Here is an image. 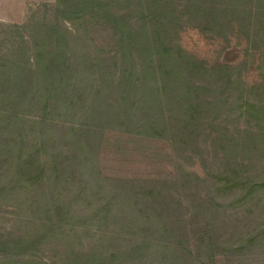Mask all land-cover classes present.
Listing matches in <instances>:
<instances>
[{
  "label": "rangeland",
  "instance_id": "rangeland-1",
  "mask_svg": "<svg viewBox=\"0 0 264 264\" xmlns=\"http://www.w3.org/2000/svg\"><path fill=\"white\" fill-rule=\"evenodd\" d=\"M56 48L67 96L0 113V264H264V0H0L9 85Z\"/></svg>",
  "mask_w": 264,
  "mask_h": 264
},
{
  "label": "trees",
  "instance_id": "trees-1",
  "mask_svg": "<svg viewBox=\"0 0 264 264\" xmlns=\"http://www.w3.org/2000/svg\"><path fill=\"white\" fill-rule=\"evenodd\" d=\"M190 9H193V12H197V13H201L202 7L194 4L190 6ZM84 11V9H80L79 11H77V14H80V12ZM226 12L231 13L232 15L235 14V10L230 11L227 10ZM224 12V13H226ZM242 12H244L247 15H250V10L249 9H243ZM222 13V12H221ZM58 41L59 43H61V38L58 37ZM62 46V45H61ZM147 49L149 50V48L147 47ZM56 51L51 53L50 52V58L48 59L47 65H48V70L45 72L46 73V78L44 81H39V83H37L36 85H34L32 83V80L29 81H23L22 84H13L9 85L8 82V77L9 75H11L10 73V67H8L7 65H4L2 63V61L0 60V102L2 101L3 103V107L0 110V113H4L5 116H8L9 118L11 117H30L32 114V111L30 110V106L28 105L27 102H30L32 105H36V108H42L44 109L43 105L44 102L43 100H47L50 99L51 97H65L67 96L66 94V89L64 86H61V84L63 83L64 85H66L64 83V79L70 77V75L72 76L74 72H72L70 69L68 70V67L65 66L64 61H65V51L61 48H56ZM17 70V68H16ZM19 73H22L21 71H18ZM176 70H172L171 72H169V78H174V74H175ZM138 77L140 78L141 75L139 74ZM49 81H51V85L49 90L44 91V88ZM135 83L133 85V89L136 90L135 92H139L140 89L136 86V79L134 78L133 80ZM138 82V81H137ZM141 85V83H139ZM45 92V93H44ZM150 93L153 94V96L146 95L144 98V104L146 106H150L154 101L157 100V97H160L161 92L155 88V89H151L149 90ZM165 92V89L162 91V93ZM47 102V101H46ZM35 108V109H36ZM65 108V107H64ZM114 110H111L110 112H108L106 115V117H109V119L117 120V115H113L114 114ZM160 122V120H156L153 123H150L152 125H158ZM40 123L42 124V120L40 121ZM163 121H161L160 124H162ZM45 128V127H44ZM149 128H153L152 126H149ZM256 185H264V183H253L250 185L249 189H251V187L256 186ZM52 212L49 208L48 210H46V213H50ZM56 214H58V216H63L64 213L62 212H57ZM57 216V215H56ZM58 218V217H57ZM52 224H45L44 229H46L48 227L51 228L53 225V222H51ZM55 223H59L55 222ZM156 226L158 227V231L159 232H163L165 233V226L166 224H162L163 226L159 229L160 225L159 222L155 223ZM43 229V230H44ZM43 233H38V234H33L30 242H26V246H23L22 249H24L25 251L31 250L33 247H35V245L39 242L40 239L43 238ZM258 234H254V235H250L249 237H247L244 242L247 243L248 245L251 246V244H258ZM23 241H18L19 244H21ZM15 242H13L14 244ZM147 249H152L154 252L150 253V251H148V255H152L154 257H164L167 260L168 264H185L186 263V259L180 256H172L171 252L173 250V248L167 244V245H157L155 246V248H152L150 245L144 244ZM129 252H136V250H128L125 252V255H127V253ZM147 255H142V257L140 258V260L146 258ZM99 261V262H98ZM114 261H117L116 256H108V257H99V259L97 260V264H110L113 263Z\"/></svg>",
  "mask_w": 264,
  "mask_h": 264
}]
</instances>
